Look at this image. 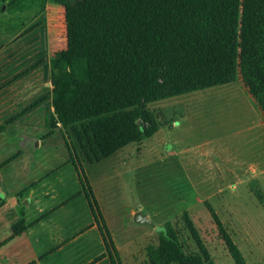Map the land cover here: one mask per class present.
<instances>
[{
  "label": "trees",
  "instance_id": "trees-1",
  "mask_svg": "<svg viewBox=\"0 0 264 264\" xmlns=\"http://www.w3.org/2000/svg\"><path fill=\"white\" fill-rule=\"evenodd\" d=\"M56 2L63 7L65 47L49 59L51 103L63 128L80 124L78 144L89 162L152 135L157 124L145 104L264 71V0ZM13 3L8 1V10ZM248 92L264 116V80ZM74 166L100 220L110 264H121L87 179ZM21 227L13 225L14 233ZM160 231L150 264H204L208 255L199 239L198 251L186 254L167 228ZM225 237L234 262L245 264Z\"/></svg>",
  "mask_w": 264,
  "mask_h": 264
},
{
  "label": "rangeland",
  "instance_id": "rangeland-1",
  "mask_svg": "<svg viewBox=\"0 0 264 264\" xmlns=\"http://www.w3.org/2000/svg\"><path fill=\"white\" fill-rule=\"evenodd\" d=\"M3 3L6 9L7 2ZM13 7L10 10L19 13L9 17L11 22L25 23L23 34L39 25L35 34L42 38L41 73L48 75V57L65 47L63 7L56 0H14ZM262 80L264 71L250 79L237 77L229 85L147 103L144 109L157 124L152 135L98 161L89 162L83 156L76 135L81 131L79 123L75 129L68 126L58 131L56 138L67 149L64 154H70L87 182L89 175L99 177L97 196L104 203L107 222L95 196L96 204L114 245H119L121 264H150L148 255L159 247L160 228H167L186 254L198 251L199 239L208 255L204 264H236L225 236L237 246L245 264H264V158L254 168L256 161L250 163L245 145L233 150V155L240 156L231 159L222 151L233 141L227 137L230 128L247 115L241 99ZM78 188L57 195V200L86 202L83 193L88 190ZM136 211L149 223L135 221ZM68 213H73V222L79 219L76 206Z\"/></svg>",
  "mask_w": 264,
  "mask_h": 264
},
{
  "label": "crops",
  "instance_id": "crops-1",
  "mask_svg": "<svg viewBox=\"0 0 264 264\" xmlns=\"http://www.w3.org/2000/svg\"><path fill=\"white\" fill-rule=\"evenodd\" d=\"M3 2L0 19L7 15V21L0 24V264H110L85 193L83 203L57 200V195L82 186L70 154H64L65 142L56 138L62 126L55 119L49 74L41 73L42 38L35 34L39 25L23 34L25 23L9 17L19 11L3 9ZM245 96L241 101L248 118L235 121L227 134L233 141L222 151L231 159L233 150L245 145L250 163L254 159V168H259L264 158V116L249 92ZM88 180L107 222L104 203L97 196L99 177L94 173ZM75 206L79 219L73 222L68 210ZM16 223H22L18 233L13 231Z\"/></svg>",
  "mask_w": 264,
  "mask_h": 264
},
{
  "label": "water",
  "instance_id": "water-1",
  "mask_svg": "<svg viewBox=\"0 0 264 264\" xmlns=\"http://www.w3.org/2000/svg\"><path fill=\"white\" fill-rule=\"evenodd\" d=\"M133 219L137 222H148L149 223V220L143 216H141L140 212H136Z\"/></svg>",
  "mask_w": 264,
  "mask_h": 264
}]
</instances>
